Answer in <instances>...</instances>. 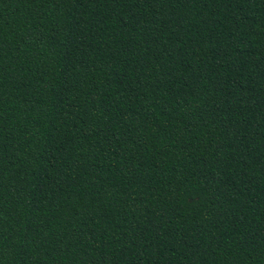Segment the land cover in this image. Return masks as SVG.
Returning a JSON list of instances; mask_svg holds the SVG:
<instances>
[{
    "label": "trees",
    "instance_id": "trees-1",
    "mask_svg": "<svg viewBox=\"0 0 264 264\" xmlns=\"http://www.w3.org/2000/svg\"><path fill=\"white\" fill-rule=\"evenodd\" d=\"M0 264H264V0H0Z\"/></svg>",
    "mask_w": 264,
    "mask_h": 264
}]
</instances>
